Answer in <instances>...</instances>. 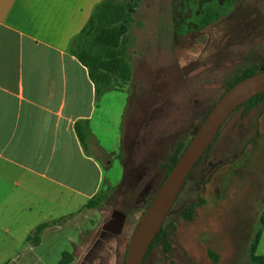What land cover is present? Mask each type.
I'll return each instance as SVG.
<instances>
[{
	"label": "rangeland",
	"instance_id": "obj_1",
	"mask_svg": "<svg viewBox=\"0 0 264 264\" xmlns=\"http://www.w3.org/2000/svg\"><path fill=\"white\" fill-rule=\"evenodd\" d=\"M134 17L127 51L132 78L117 85L126 99L115 157L101 156L104 190L123 180L121 145L135 165L152 148L170 156L194 136L241 69L264 66V0H141ZM208 165L211 173L199 189L196 180ZM24 178L5 192L19 202H0V264H61L64 254L72 255L71 264H125L132 237L123 197L112 190L107 203L85 209L87 200L59 201ZM47 191L50 202H23ZM263 198L264 100L240 108L225 123L174 205L173 227L166 229L170 253L159 242L145 264H251ZM201 199L193 218L184 219L182 211ZM48 221L58 224L39 245L28 242Z\"/></svg>",
	"mask_w": 264,
	"mask_h": 264
},
{
	"label": "crops",
	"instance_id": "obj_2",
	"mask_svg": "<svg viewBox=\"0 0 264 264\" xmlns=\"http://www.w3.org/2000/svg\"><path fill=\"white\" fill-rule=\"evenodd\" d=\"M102 1L0 0V202H19L5 192L20 186L22 174L59 201L87 203L103 189L105 168L84 152L75 124L89 120L95 140L115 154L126 94L97 101L88 69L72 53ZM47 192L23 202H50ZM257 253L264 255V232Z\"/></svg>",
	"mask_w": 264,
	"mask_h": 264
},
{
	"label": "trees",
	"instance_id": "obj_3",
	"mask_svg": "<svg viewBox=\"0 0 264 264\" xmlns=\"http://www.w3.org/2000/svg\"><path fill=\"white\" fill-rule=\"evenodd\" d=\"M140 1L141 0H103L95 7L88 25L83 29L81 34L75 39L73 43L72 53L88 69L90 79L95 85L97 101H99L101 97L107 92L117 90V85L120 82L131 81L132 69L127 52L129 45V30L130 26L135 22L134 15L137 12ZM262 70H264V66L262 68L247 66L241 69L240 75L232 84L229 85L226 92L243 79L257 74ZM263 100L264 93L252 98L240 108L254 107ZM215 104H213L212 107ZM212 107L208 110L204 120L206 119ZM202 123L198 126L197 130L200 128ZM75 132L84 149V152L87 155H96L100 161L101 156H109L110 158L115 157V154L107 153L95 140L89 120L84 119L77 121L75 124ZM218 136L216 137L215 141L217 140ZM192 138L187 142H180L178 146L174 148L173 153L168 157H165L162 150L159 148H152L149 152H147L144 159L137 165H135L131 159H125L121 145L120 153L117 156L125 169L121 184L115 188L108 187L105 190H101L85 204L84 208L97 209L101 207L103 204L108 202L110 199V191L113 190L118 195V197H123L124 199L127 208V217L129 219L128 230H130V237H132L140 218L159 191L161 185L172 168L175 166L177 161L188 147ZM210 149L202 158V160L196 165L194 170L209 154ZM109 163L111 164L112 161ZM211 169V165H208L203 174L196 180V185L199 189H201V186L207 182V177L210 175ZM189 178L186 181L184 188L187 185ZM143 181H145V184L141 187ZM178 200L176 204L178 203ZM200 203H205V200L201 199L199 203H193L187 206L182 211V217L186 220L192 219L194 212L200 206ZM262 203L264 205V198ZM175 206L166 219L158 237L151 245L146 256V260L159 242L163 243L165 252L167 254L170 253L171 244L169 242L166 229L168 225L173 227L171 217ZM138 213H141V215L139 218H136ZM54 224H58V221H49L40 224L27 237V241L39 245V243L42 241V234ZM263 232L264 210L260 217L259 229L255 233L250 247L251 264H264V255H259L257 253ZM209 255L215 262H218V256L214 251L210 250ZM71 263L72 255L64 254L61 264ZM170 264L174 263L170 262Z\"/></svg>",
	"mask_w": 264,
	"mask_h": 264
},
{
	"label": "water",
	"instance_id": "obj_4",
	"mask_svg": "<svg viewBox=\"0 0 264 264\" xmlns=\"http://www.w3.org/2000/svg\"><path fill=\"white\" fill-rule=\"evenodd\" d=\"M263 93L264 70L237 83L212 107L140 218L128 247L125 264H144L151 245L172 212L190 174L208 152L225 123L238 108Z\"/></svg>",
	"mask_w": 264,
	"mask_h": 264
}]
</instances>
